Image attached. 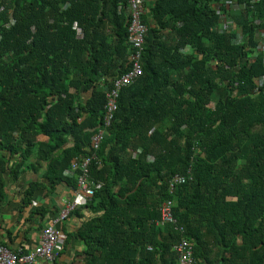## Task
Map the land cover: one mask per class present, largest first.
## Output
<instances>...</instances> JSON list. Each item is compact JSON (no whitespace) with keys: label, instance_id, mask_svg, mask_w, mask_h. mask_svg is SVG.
I'll use <instances>...</instances> for the list:
<instances>
[{"label":"trees","instance_id":"1","mask_svg":"<svg viewBox=\"0 0 264 264\" xmlns=\"http://www.w3.org/2000/svg\"><path fill=\"white\" fill-rule=\"evenodd\" d=\"M127 5L0 0V198L34 152L50 160L53 186L77 185L63 172L92 153L107 91L130 67ZM145 6L143 74L120 91L90 167L103 185L83 205L95 213L79 230L85 264H178L182 236L195 264H264V0ZM43 185L31 184L28 203ZM167 200L185 234L156 224Z\"/></svg>","mask_w":264,"mask_h":264},{"label":"built area","instance_id":"2","mask_svg":"<svg viewBox=\"0 0 264 264\" xmlns=\"http://www.w3.org/2000/svg\"><path fill=\"white\" fill-rule=\"evenodd\" d=\"M231 4L232 3H227ZM128 42L133 48L130 56V67L126 73L117 77L113 81L112 88L107 91L104 125L99 127L91 139V154L81 155L73 159L70 171L77 179L78 194L66 202L60 210L57 218L49 223L42 232L41 242L27 252L13 251L4 244L0 243V264H57V257L64 242V234L61 229V222L79 207L87 204L88 200L100 189L103 182L96 181L90 176V167L93 161L99 162L97 150L101 141L105 137V129L112 123L115 113L118 110V99L120 91L134 83L142 74V57L144 53L145 38L148 33V25L143 21L146 13L145 0H128ZM226 17L225 14L221 18ZM227 21V20H226ZM228 22V21H227ZM229 25L223 23V27ZM264 44H259V49L264 50ZM191 179L190 171L186 174H175L169 181V191L173 192L176 185L183 184ZM158 226L171 225L181 234H185V228L181 226L173 214V202L165 201L160 207V218L156 221ZM173 250L177 254L178 264H195L194 243L186 236L174 244Z\"/></svg>","mask_w":264,"mask_h":264},{"label":"crops","instance_id":"3","mask_svg":"<svg viewBox=\"0 0 264 264\" xmlns=\"http://www.w3.org/2000/svg\"><path fill=\"white\" fill-rule=\"evenodd\" d=\"M48 140L49 137L45 134L37 135L39 143H47ZM73 144V140L69 138L62 149L52 156L60 154ZM16 157L11 159V163ZM49 161L40 160L39 155L34 152L17 179H13L10 173L5 175L4 196L0 198V243L13 251L27 252L39 244L43 229L57 218L66 202L78 194L77 185L73 186L66 180L52 185L50 179L45 177ZM63 176L69 180L74 179L70 169H65ZM32 183L44 185L28 203L26 190ZM94 215L93 209L82 206L61 222L64 242L57 264H85L91 258L85 252L86 245L79 236V230L83 222Z\"/></svg>","mask_w":264,"mask_h":264},{"label":"rangeland","instance_id":"4","mask_svg":"<svg viewBox=\"0 0 264 264\" xmlns=\"http://www.w3.org/2000/svg\"><path fill=\"white\" fill-rule=\"evenodd\" d=\"M258 34H259V32H258ZM259 38H260V41L264 44V36L259 34ZM255 81H256V84H259V85L262 84L264 82V76L257 77L255 79Z\"/></svg>","mask_w":264,"mask_h":264}]
</instances>
